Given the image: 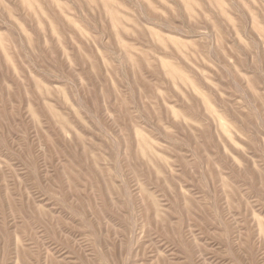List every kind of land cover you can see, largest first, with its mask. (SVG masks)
<instances>
[{"label":"rangeland","instance_id":"rangeland-1","mask_svg":"<svg viewBox=\"0 0 264 264\" xmlns=\"http://www.w3.org/2000/svg\"><path fill=\"white\" fill-rule=\"evenodd\" d=\"M0 264H264V0H0Z\"/></svg>","mask_w":264,"mask_h":264}]
</instances>
